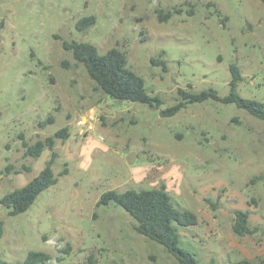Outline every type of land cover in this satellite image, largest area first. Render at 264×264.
I'll return each mask as SVG.
<instances>
[{"label":"rangeland","instance_id":"374dc122","mask_svg":"<svg viewBox=\"0 0 264 264\" xmlns=\"http://www.w3.org/2000/svg\"><path fill=\"white\" fill-rule=\"evenodd\" d=\"M174 8L182 12L159 19V9ZM88 15L96 23L78 30ZM2 21L1 259L23 264L37 250L50 253L53 264H175L164 245L135 230L122 206L96 205L106 190L164 186L178 208L199 217L197 225L176 224L199 264H264V120L211 99L161 114L179 100V88L229 94L232 63L241 70L239 94L264 101V0H0ZM64 40L92 42L101 53L118 47L163 104L112 98ZM92 107L101 121L80 134ZM49 116L55 121L41 126ZM66 126L70 136L56 138L57 183L28 210L9 215L3 195L51 157L48 148L26 155L23 141ZM237 209L249 211L253 234L234 232Z\"/></svg>","mask_w":264,"mask_h":264},{"label":"trees","instance_id":"16d2710c","mask_svg":"<svg viewBox=\"0 0 264 264\" xmlns=\"http://www.w3.org/2000/svg\"><path fill=\"white\" fill-rule=\"evenodd\" d=\"M157 12L159 19L164 21L172 17L174 13H181L182 9L174 8L166 12L159 9ZM187 12L190 15L194 14V8L188 9ZM95 23V15L84 16L77 21L76 28L83 31ZM3 26L4 21L0 23V28ZM63 47L71 51L74 59L85 66L89 76L96 82V86L112 98L147 103L157 107L163 104L164 101L159 95L150 94L146 90L144 78L128 66L126 53L118 47H112L107 52L101 53L92 42L76 40H64ZM152 62L166 68L165 60L152 59ZM64 64L67 65V63ZM230 70L232 78L229 94L220 96L214 88L199 92L179 88V100L175 104L162 109V116H173L190 103L211 99L224 103H234L237 107L245 109L253 116L264 120V101L243 97L239 94L238 86L242 80L241 70L235 63L230 65ZM54 121L55 118L49 116L47 120L40 124L45 127L48 123ZM69 136V128L66 126L53 135L44 139L40 138L34 143L27 140L23 141L26 155L36 158L42 154L45 148H48L51 150V157L38 175L25 185L3 195L1 203L8 209L9 215L25 212L44 190L57 183L58 178L53 168L58 157L55 148L56 138L66 140ZM112 202L122 206L134 218L136 221L134 228L139 234L164 245L175 258V264H199L198 257L181 245L180 233L176 226V224L183 227L197 225L199 217L189 209L178 208L164 186L139 190L127 189L121 192L114 189L106 190L101 194L96 205L99 207L109 205ZM249 215V211L241 209L235 211L233 230L236 234L245 236L256 231V228L251 227L249 224ZM4 231L5 222L0 220V238L3 236ZM0 264L21 263H10L0 258ZM23 264H53V259L50 253L31 250L28 252Z\"/></svg>","mask_w":264,"mask_h":264},{"label":"built area","instance_id":"2783aa9c","mask_svg":"<svg viewBox=\"0 0 264 264\" xmlns=\"http://www.w3.org/2000/svg\"><path fill=\"white\" fill-rule=\"evenodd\" d=\"M101 117L96 108H90L84 115V128L80 129V134H86L94 131L100 123ZM103 139L102 136H100Z\"/></svg>","mask_w":264,"mask_h":264}]
</instances>
